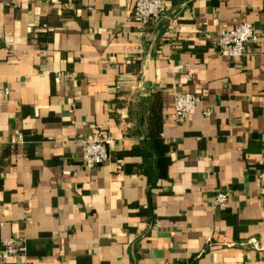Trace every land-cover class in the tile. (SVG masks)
Here are the masks:
<instances>
[{
  "label": "crops",
  "instance_id": "obj_1",
  "mask_svg": "<svg viewBox=\"0 0 264 264\" xmlns=\"http://www.w3.org/2000/svg\"><path fill=\"white\" fill-rule=\"evenodd\" d=\"M135 1L0 0V264H264V0H163L143 32ZM241 23L258 42L227 60ZM184 92L201 101L176 122ZM154 93L161 178L139 171ZM93 131L110 159L87 169Z\"/></svg>",
  "mask_w": 264,
  "mask_h": 264
},
{
  "label": "built area",
  "instance_id": "obj_2",
  "mask_svg": "<svg viewBox=\"0 0 264 264\" xmlns=\"http://www.w3.org/2000/svg\"><path fill=\"white\" fill-rule=\"evenodd\" d=\"M163 0H136L131 13V18L135 25L143 32L150 22L163 15ZM258 42V34L250 23H241L231 29L219 30L215 46L218 54L227 59L233 60L244 56L246 46L249 43ZM64 73L56 72L54 80L60 82ZM201 97L189 92L177 94L173 99V119L176 122L186 120L196 109ZM205 115H209L210 111L205 110ZM21 135L12 139V143L21 141ZM110 138L104 134L91 132L82 140V157L81 163L84 168H93L107 163L110 159L108 145ZM228 201V194L223 191H217L213 202L216 206L223 207ZM255 243L254 240H251ZM1 254L3 258L22 257L25 247L23 243L13 237L7 238L2 243Z\"/></svg>",
  "mask_w": 264,
  "mask_h": 264
},
{
  "label": "trees",
  "instance_id": "obj_3",
  "mask_svg": "<svg viewBox=\"0 0 264 264\" xmlns=\"http://www.w3.org/2000/svg\"><path fill=\"white\" fill-rule=\"evenodd\" d=\"M147 121L148 128L144 136L146 147L143 151L140 149L143 162L139 166V171L148 177L154 172L155 177L161 178L170 163L169 152L172 149V144L165 142L161 134V103L157 93L153 94ZM152 157L154 158L152 159Z\"/></svg>",
  "mask_w": 264,
  "mask_h": 264
}]
</instances>
